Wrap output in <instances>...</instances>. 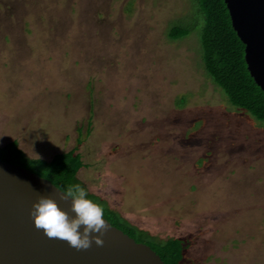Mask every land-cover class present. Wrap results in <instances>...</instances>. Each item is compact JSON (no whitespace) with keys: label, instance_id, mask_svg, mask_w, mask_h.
Here are the masks:
<instances>
[{"label":"rangeland","instance_id":"obj_1","mask_svg":"<svg viewBox=\"0 0 264 264\" xmlns=\"http://www.w3.org/2000/svg\"><path fill=\"white\" fill-rule=\"evenodd\" d=\"M189 0H0V145L77 144L88 192L189 264H264V124L204 76ZM178 100H182L178 102Z\"/></svg>","mask_w":264,"mask_h":264},{"label":"water","instance_id":"obj_2","mask_svg":"<svg viewBox=\"0 0 264 264\" xmlns=\"http://www.w3.org/2000/svg\"><path fill=\"white\" fill-rule=\"evenodd\" d=\"M222 1L243 44L245 68L264 93V0ZM40 195L53 197L70 217L75 216L72 198L65 192L17 163L0 160V264H165L148 245L134 241L105 218L110 227L102 236L103 246L93 241L89 249L77 251L67 241L49 239L30 215Z\"/></svg>","mask_w":264,"mask_h":264},{"label":"trees","instance_id":"obj_3","mask_svg":"<svg viewBox=\"0 0 264 264\" xmlns=\"http://www.w3.org/2000/svg\"><path fill=\"white\" fill-rule=\"evenodd\" d=\"M189 14L170 23L166 28L169 39H179L194 32L198 60L205 77L216 86L225 102L232 108L248 114L254 121L264 124V93L249 76L243 61V44L232 30L227 10L222 0H189ZM182 101V100H181ZM178 100V102H181ZM80 144V141H77ZM56 152L48 160L24 155L15 139L0 145V160L17 163L47 179L66 193L70 186L80 185L76 172L83 167L78 145ZM88 197L104 208V218L113 226L148 245L165 264H189L184 259L188 241L167 236H150L146 230L127 222L109 208L103 198L88 192Z\"/></svg>","mask_w":264,"mask_h":264},{"label":"clouds","instance_id":"obj_4","mask_svg":"<svg viewBox=\"0 0 264 264\" xmlns=\"http://www.w3.org/2000/svg\"><path fill=\"white\" fill-rule=\"evenodd\" d=\"M65 195L72 198L75 216L70 217L53 197L40 195L30 212L35 227L42 229L49 239L67 241L77 251L89 249L93 241L97 246H103L102 236L110 227L104 219L103 206L90 199L87 191L78 184L70 186Z\"/></svg>","mask_w":264,"mask_h":264}]
</instances>
